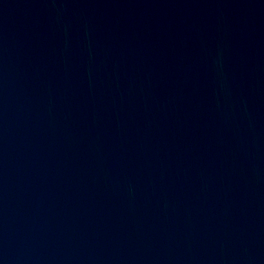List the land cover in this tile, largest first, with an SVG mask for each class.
<instances>
[{
    "label": "water",
    "instance_id": "95a60500",
    "mask_svg": "<svg viewBox=\"0 0 264 264\" xmlns=\"http://www.w3.org/2000/svg\"><path fill=\"white\" fill-rule=\"evenodd\" d=\"M0 264H264V0H0Z\"/></svg>",
    "mask_w": 264,
    "mask_h": 264
}]
</instances>
